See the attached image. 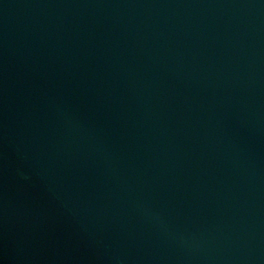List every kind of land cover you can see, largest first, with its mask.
Listing matches in <instances>:
<instances>
[{
	"label": "water",
	"instance_id": "obj_1",
	"mask_svg": "<svg viewBox=\"0 0 264 264\" xmlns=\"http://www.w3.org/2000/svg\"><path fill=\"white\" fill-rule=\"evenodd\" d=\"M0 264H264V0H0Z\"/></svg>",
	"mask_w": 264,
	"mask_h": 264
}]
</instances>
